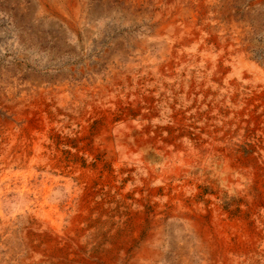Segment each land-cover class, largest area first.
I'll return each mask as SVG.
<instances>
[{
	"label": "rangeland",
	"instance_id": "rangeland-1",
	"mask_svg": "<svg viewBox=\"0 0 264 264\" xmlns=\"http://www.w3.org/2000/svg\"><path fill=\"white\" fill-rule=\"evenodd\" d=\"M84 2L85 17L80 23L74 20L71 2L69 7L66 3L64 11H58L47 0H0V158L44 156L66 167L82 165L99 174V179L105 172L110 188L107 191L111 190L109 201L101 211L96 204L93 218L81 222L82 234L68 237L67 241L73 242L69 247L55 245L56 241L44 235V228L33 227L24 216L22 207L28 198L22 194L21 184L25 177H37L36 185L51 183V196L59 197L66 192L64 181H58L60 186L52 183L60 178L59 173L48 170L42 177L40 172L44 170L36 168L34 172L29 167L0 170V264H93L91 260L98 264H264V76L227 85L217 72L202 82L200 68L205 64L192 56L166 71L157 94L133 90L134 95L129 86L122 84L121 91L113 89L110 95L102 94L105 99L97 95L98 91H85L78 97L77 89L92 87L98 80L109 85L112 68L134 71L146 53L158 59L161 50L152 31L160 21L153 14L148 18L151 0L141 1L139 7L129 0ZM208 12L218 24L234 21L246 28L247 60L251 66L264 69V0H216ZM144 37L150 40L147 51L136 52L131 43ZM192 79L196 81L191 87ZM39 87L46 89L45 94L40 95ZM178 196L184 197L189 207H196L201 225L215 240L212 246L192 232L183 214L172 213ZM76 240L80 248L73 246ZM118 243L120 250L115 249ZM105 252L110 260L102 262L99 255Z\"/></svg>",
	"mask_w": 264,
	"mask_h": 264
},
{
	"label": "bare ground",
	"instance_id": "bare-ground-1",
	"mask_svg": "<svg viewBox=\"0 0 264 264\" xmlns=\"http://www.w3.org/2000/svg\"><path fill=\"white\" fill-rule=\"evenodd\" d=\"M50 3L55 5L56 10L64 11V7L66 3H73V16L74 20L77 22L82 23L85 17V2L84 0H47ZM91 1V0H90ZM107 1V0H106ZM109 1V0H108ZM125 1V0H124ZM133 4V6H138L140 2L143 3L147 2V0H129ZM152 1V12L148 14V18L151 16H155L157 20H159V24L157 28H154L152 31L155 30L153 36L157 39L158 43L161 44L160 50V58H151L149 56V52L144 55L143 63L140 67H134L135 70L132 71L128 68L126 71L121 72L118 69H111L113 78L111 79L110 84L101 83L100 80L97 81L92 87H86L83 89H77L78 97H82L85 91L88 92H95L98 91L99 94L103 99V95H110L113 89L121 91L122 84L129 86L128 88L134 90L136 93L142 94H157L158 90L163 86V84H159L162 82V76L172 68L174 64L183 63L186 60L190 59L188 57L194 56L195 58H199L198 63L201 62L205 64L204 66L201 65V73L203 74V79L201 81H209V74L211 73H219L221 77V81H223L227 85H231V83L235 82L238 83L239 81L250 82L254 77V79H260L264 76V69H262L258 65H252L247 60L248 55L246 54V44L244 41V31L240 24L230 21L227 25L222 23L218 24L219 22L211 17V13H209V9L213 5L214 1L216 0H151ZM46 2V1H44ZM94 2V1H93ZM255 2V1H253ZM257 2V1H256ZM87 3V2H86ZM101 3V2H100ZM224 3V2H223ZM222 3V4H223ZM228 3V2H227ZM99 4V1H98ZM97 4V5H98ZM102 4V3H101ZM147 4V3H146ZM149 4V3H148ZM215 5V4H214ZM230 5V4H229ZM90 6V5H89ZM129 6V5H128ZM150 6V5H149ZM220 6V3H219ZM259 6V5H258ZM44 7V3H43ZM139 7V6H138ZM223 7V6H222ZM229 7V6H228ZM91 8V7H89ZM143 8V7H142ZM220 8V7H219ZM53 9V8H51ZM68 9V8H67ZM97 9V8H96ZM99 9V8H98ZM150 9V8H149ZM229 9V8H228ZM42 10V9H41ZM212 10V9H211ZM224 10V9H223ZM55 11V10H54ZM99 11V10H98ZM104 11V10H103ZM67 12V11H66ZM72 12V11H71ZM70 12V13H71ZM93 12V11H92ZM137 12V11H136ZM220 12V11H219ZM57 13V12H56ZM69 13V14H70ZM218 13V12H217ZM60 14V13H59ZM65 14V13H64ZM96 14V13H95ZM139 14V13H138ZM153 14V15H152ZM216 14V13H214ZM63 15V14H62ZM113 15V14H112ZM111 15V16H112ZM224 15V14H223ZM229 15V14H228ZM232 15V14H231ZM230 15V17H231ZM235 15V14H234ZM101 17V15H99ZM139 16V15H138ZM142 16V15H140ZM63 17H65L63 15ZM70 17V16H68ZM89 17V16H88ZM124 17V16H123ZM72 18V17H71ZM97 18V17H96ZM118 18V17H117ZM140 18V17H139ZM152 18V17H151ZM219 18V17H217ZM95 19V18H94ZM128 19V18H127ZM224 19V18H223ZM226 19V17H225ZM125 20V19H123ZM131 20V19H129ZM141 20V19H140ZM232 20V19H231ZM73 21V20H72ZM86 21V20H85ZM116 21V20H115ZM114 21V22H115ZM147 21V20H146ZM223 21V20H222ZM156 22V21H155ZM113 23V22H112ZM146 23V22H145ZM49 24V23H48ZM103 24V23H102ZM120 24V23H119ZM132 24V22H131ZM218 24V25H217ZM73 25V24H72ZM76 25V24H75ZM136 25V23H135ZM151 26V25H150ZM75 27V26H74ZM226 28H230V31H226ZM97 30V29H96ZM151 30V29H150ZM94 31V29H91ZM72 32V31H71ZM144 32V31H143ZM140 35V34H139ZM149 35V34H148ZM151 35V34H150ZM132 36V35H131ZM115 40V39H114ZM130 40V39H129ZM117 41V40H116ZM148 37H144L139 41L133 40L131 43L132 48L136 51H147V47L149 46ZM120 42V41H119ZM129 42V41H128ZM119 44V43H118ZM124 44V43H123ZM157 44V43H156ZM125 48V47H124ZM130 48V47H129ZM123 50V49H122ZM130 50V49H129ZM132 51V50H131ZM135 53V52H133ZM250 57V56H249ZM141 58V59H142ZM130 59V58H129ZM128 59V60H129ZM132 60V59H130ZM264 60V59H263ZM139 61V60H138ZM141 61V60H140ZM256 62V61H255ZM200 63V64H201ZM117 65V64H115ZM112 67V66H111ZM130 67V66H129ZM110 69V68H109ZM194 69V68H193ZM199 70V69H198ZM184 71V70H183ZM159 72V73H158ZM191 72V71H190ZM189 72V73H190ZM227 72V73H226ZM182 73V72H181ZM199 74V73H198ZM197 75V74H196ZM167 76V75H166ZM171 76V75H170ZM194 76V75H192ZM213 77V76H212ZM194 78V77H193ZM107 79V78H106ZM189 80V79H188ZM216 80V79H215ZM108 81V80H107ZM193 81V82H192ZM190 82V86L192 87V83H195L196 79H192ZM202 81V82H203ZM182 82V81H181ZM178 83V82H177ZM189 83V82H188ZM187 83V84H188ZM201 83V82H200ZM62 84V83H61ZM81 84V83H80ZM199 84V83H198ZM86 85V84H85ZM92 85V84H91ZM200 85V84H199ZM203 85V84H202ZM201 85V86H202ZM247 85V84H246ZM261 85V84H260ZM64 86V85H63ZM187 86V85H186ZM224 86V85H223ZM81 87V86H80ZM180 87V85H179ZM253 87V86H252ZM63 88V87H62ZM139 89L136 91L135 89ZM173 88V86H172ZM197 88V87H196ZM37 89V88H36ZM39 93L45 94V90L42 87H39ZM49 89V88H48ZM55 89V88H54ZM170 89V88H169ZM190 89V88H189ZM193 89V88H192ZM199 89V88H198ZM51 90V88H50ZM191 90V89H190ZM227 90V89H226ZM48 91V90H47ZM60 91V90H59ZM134 91L132 92L134 95ZM182 91V90H181ZM234 91V90H233ZM70 92V91H69ZM195 92V91H194ZM204 92V91H203ZM209 92V91H208ZM211 92V91H210ZM51 93V92H50ZM172 93V92H171ZM185 93V92H184ZM196 93V92H195ZM212 93V92H211ZM216 93V92H215ZM234 93V92H233ZM47 94V92H46ZM69 94V93H68ZM87 94V93H86ZM94 94V93H93ZM103 94V95H102ZM182 94V93H181ZM189 94V93H188ZM210 94V93H209ZM260 94V93H259ZM51 95V94H50ZM54 95V94H52ZM207 95V94H206ZM216 95V94H215ZM127 96V95H126ZM152 96V95H151ZM203 96V95H202ZM214 96V95H213ZM64 97V96H63ZM91 97V96H90ZM189 97V96H188ZM204 97V96H203ZM61 98V97H60ZM74 98V97H73ZM117 99V97H116ZM232 99V98H231ZM234 99V98H233ZM94 100V99H93ZM186 100V99H185ZM204 100V99H203ZM220 100V99H219ZM61 101V99H60ZM73 101V100H72ZM161 101V100H160ZM165 101V100H164ZM209 101V100H208ZM105 103V102H104ZM151 103V102H150ZM174 103V102H173ZM235 103V102H234ZM54 104V103H53ZM68 104V103H67ZM115 104V103H114ZM201 104V103H200ZM204 104V103H203ZM214 104V103H213ZM50 105V104H49ZM70 105V104H69ZM170 105V104H169ZM207 105V104H205ZM64 106V105H63ZM231 105H229L230 107ZM55 107V106H54ZM57 107V106H56ZM62 107V106H61ZM65 107V106H64ZM91 107V106H90ZM89 107V108H90ZM169 107V106H168ZM34 108V107H33ZM72 108V107H71ZM216 108V107H215ZM61 109V108H60ZM93 109V108H91ZM231 109V108H230ZM24 110V109H23ZM56 110V109H55ZM58 110V109H57ZM83 110V109H82ZM106 110V109H105ZM15 111V110H14ZM93 111V110H92ZM29 112V111H28ZM27 112V113H28ZM32 112V111H31ZM81 112V111H80ZM30 113V112H29ZM57 113V112H56ZM25 114V113H24ZM59 114V113H58ZM61 114V113H60ZM63 115V114H62ZM71 115V114H70ZM57 116V115H56ZM24 117V116H22ZM47 118V117H46ZM70 118V117H69ZM72 118V117H71ZM32 119V118H31ZM45 119V118H44ZM77 120V119H76ZM79 120V119H78ZM73 122V121H72ZM77 122V121H76ZM75 122V123H76ZM28 127V126H27ZM42 127V125L40 126ZM40 127L37 129H40ZM48 127V126H47ZM20 129V128H19ZM26 129V128H25ZM28 129V128H27ZM11 130V129H10ZM34 130V129H33ZM43 130V128H42ZM28 131V130H27ZM15 132V131H14ZM36 132V131H35ZM45 133V131H43ZM21 133V132H20ZM23 133V132H22ZM30 133V130H29ZM24 135V134H23ZM28 136V135H27ZM26 136V137H27ZM22 137V136H20ZM38 144V143H37ZM40 144V143H39ZM36 144H34L35 147ZM38 146V145H37ZM43 146V145H42ZM9 147V146H8ZM7 147V148H8ZM41 147V145H40ZM47 148V146L45 145ZM13 148V147H12ZM26 148V147H25ZM28 148V147H27ZM32 148V147H31ZM39 148V147H38ZM42 148V147H41ZM21 149V148H20ZM44 149V148H43ZM6 150V149H5ZM4 150V152H5ZM11 150V148H10ZM25 150V149H24ZM27 150V149H26ZM29 150V149H28ZM16 151H18L16 149ZM15 151V152H16ZM21 151V150H19ZM36 151V150H35ZM26 152V151H25ZM14 154V152H12ZM11 153V154H12ZM23 153V152H22ZM21 153V155H22ZM28 153V151H27ZM26 153V154H27ZM34 153V152H33ZM48 153V152H47ZM46 153V154H47ZM12 154V155H13ZM42 154V152H41ZM19 155V154H18ZM28 155V154H27ZM26 155V156H27ZM37 155V154H36ZM8 156V155H6ZM16 155L12 156L15 157ZM34 156V155H33ZM32 156V157H33ZM42 156V155H41ZM39 156V157H41ZM47 156V155H45ZM44 157V156H42ZM0 158V170L4 172V170L10 171L14 168H27L29 167L31 172H34L32 169H41L44 170L40 172L41 176H45V172L50 170V172L59 173V179L57 178L54 182V186H58V181H64V189L65 195L61 194L58 197L51 196L52 184L50 183L48 186L45 185L44 187H40L41 183L37 185L34 183L36 182V178L23 179L22 186V194H24L28 199L25 202V205L22 207V212L24 216H28L30 221L32 222V226L35 228H44V235L48 237L52 242L56 241L55 245H62L63 247H69V244L73 242L67 241L68 237L72 238L71 236L77 233L80 235L82 234L83 230L81 229V222L86 221L88 217L93 218V213H95L96 204H98L99 209L102 210L107 203L108 194L110 191H107L109 187H107L106 182V173L102 175L103 179H99L100 176L97 173L89 172L88 168H82L79 164L75 165L70 164L66 167L64 163H57L56 161L52 160L51 158ZM50 157V155H49ZM65 160V159H64ZM77 160V159H76ZM62 161V160H61ZM69 161V160H68ZM80 161V160H79ZM89 161V160H88ZM67 163V162H66ZM85 164V163H84ZM85 166V165H84ZM94 167V166H93ZM92 168V167H91ZM131 168V167H130ZM94 169V168H93ZM119 169V168H118ZM132 169V168H131ZM26 170V169H25ZM114 170V169H113ZM133 170V169H132ZM36 171V170H35ZM123 171V170H122ZM121 170L120 172L123 173ZM11 172V171H10ZM130 172V171H129ZM26 173V171H25ZM30 173V172H29ZM38 173V172H37ZM94 173V174H93ZM109 173V172H108ZM127 173V172H126ZM14 174V173H13ZM35 174V173H34ZM33 174V175H34ZM129 174V173H128ZM9 175V173H8ZM15 175V174H14ZM20 175V174H19ZM22 175V174H21ZM31 175V176H33ZM120 175V174H119ZM7 176V175H6ZM5 176V177H6ZM18 175H15L17 177ZM25 176V175H24ZM23 176V177H24ZM30 176V177H31ZM50 176V175H49ZM98 176V177H97ZM110 176V175H109ZM13 177V176H12ZM13 177L15 180L18 178ZM101 177V176H100ZM111 177V176H110ZM4 178V177H3ZM33 178V177H32ZM45 178V177H44ZM116 178V177H115ZM1 179V178H0ZM21 179V178H20ZM53 179V178H52ZM112 179V178H111ZM120 179V178H119ZM124 179V177H123ZM130 179H133L132 177ZM142 179V178H141ZM13 181V180H12ZM20 181V180H19ZM114 181V180H113ZM4 182V181H3ZM42 182V181H41ZM95 182V183H94ZM187 182V181H186ZM111 181L109 182V184ZM113 184V183H112ZM189 184V183H188ZM16 185V183H15ZM117 185V184H116ZM115 185V186H116ZM120 185V184H119ZM126 185V184H125ZM10 186V185H9ZM60 186V185H59ZM185 186V185H184ZM194 186V185H193ZM1 187V186H0ZM15 187V186H14ZM17 187V186H16ZM111 187V186H110ZM114 187V186H113ZM158 187V186H157ZM160 187V186H159ZM189 187V185H188ZM123 188V185H122ZM131 188V187H130ZM142 188V186H141ZM167 188V187H166ZM165 188V189H166ZM12 189V187H11ZM10 189V190H11ZM110 189V188H109ZM117 189V187H116ZM115 189V190H116ZM125 189V187H124ZM132 189V188H131ZM157 189V188H156ZM172 189V188H171ZM6 190V189H5ZM118 190V189H117ZM135 190V189H134ZM141 190V189H140ZM149 190V189H148ZM175 190V189H173ZM2 191V188H1ZM19 191V190H18ZM54 191V190H53ZM128 191V190H127ZM133 191V190H132ZM130 192V194L132 193ZM154 191V189H153ZM186 191V190H185ZM7 192V191H6ZM63 192V191H62ZM120 192V191H119ZM152 192V191H151ZM173 192V191H172ZM181 191L179 190L178 194ZM5 193V191H4ZM19 193V192H18ZM115 193V192H114ZM118 193V191H117ZM122 193V192H121ZM134 193V192H133ZM148 193V192H147ZM174 193V192H173ZM176 193V192H175ZM12 194V192H11ZM113 194V193H112ZM119 194V193H118ZM135 194V193H134ZM170 194V193H169ZM190 194V193H189ZM9 195V194H7ZM154 195V193H153ZM113 196V195H112ZM115 196V195H114ZM152 196V194L150 195ZM160 196V195H159ZM171 196V195H170ZM195 196V195H194ZM10 197V196H9ZM141 197V196H140ZM153 197V196H152ZM189 197V196H188ZM196 197V196H195ZM18 197H16L17 199ZM144 198V197H143ZM150 198V197H149ZM176 198V197H175ZM173 197V199H175ZM197 198V197H196ZM147 199V198H146ZM184 197L178 196L172 205L171 211L174 214H183L185 217V222L194 231L197 232L199 235L202 236V239L206 241L209 246H212L215 242L213 236L210 235L201 225V221L199 217L196 215L195 208L189 207L184 202ZM194 199V198H193ZM11 200V199H10ZM129 200V199H128ZM132 200V199H131ZM130 200V201H131ZM188 200V199H187ZM6 201V200H3ZM9 201V199H8ZM119 201V200H118ZM127 201V200H126ZM141 201V200H140ZM147 201V200H146ZM172 201V197H171ZM194 201V200H193ZM23 202V203H24ZM115 202V201H114ZM121 202V201H120ZM129 202V201H128ZM196 202V201H195ZM204 202V199H203ZM137 203V202H136ZM213 203V202H212ZM3 204V203H2ZM19 204V203H18ZM116 204V203H115ZM135 204V203H134ZM154 204V203H153ZM158 204V203H157ZM156 204V205H157ZM107 205V204H106ZM137 205V204H136ZM145 205V204H144ZM155 205V206H156ZM163 205V204H161ZM166 205V204H164ZM170 205V204H168ZM211 205V204H210ZM3 206V205H1ZM0 206V207H1ZM121 206V205H120ZM152 206V205H151ZM10 207V206H9ZM71 209V214L69 218H67L69 209ZM107 207V206H106ZM113 207V206H112ZM159 207V206H157ZM163 207V206H162ZM161 207V208H162ZM205 207V206H204ZM12 208V207H11ZM114 208V207H113ZM117 209V208H116ZM133 209V208H132ZM109 210V209H107ZM111 210V209H110ZM128 210V209H127ZM142 210V207L141 209ZM157 211V209H155ZM159 210V208H158ZM169 210V209H168ZM208 210V209H207ZM2 211V210H1ZM21 211V210H19ZM113 211V210H112ZM125 211V210H124ZM154 211V210H153ZM166 211V210H165ZM211 211V210H210ZM133 212V211H132ZM208 212V211H207ZM3 213V211H2ZM17 213V212H15ZM130 213V212H129ZM135 213V212H134ZM140 213V212H139ZM142 213V212H141ZM145 213V212H144ZM143 213V214H144ZM159 213V212H158ZM168 213V212H167ZM166 213V214H167ZM210 213V212H209ZM4 214V213H3ZM12 214V213H10ZM9 214V215H10ZM96 214V213H95ZM126 214V213H125ZM154 214V213H153ZM161 214V213H160ZM169 214V213H168ZM8 215V216H9ZM109 215V214H108ZM120 215V213H119ZM128 215V214H127ZM137 215V213H136ZM135 215V216H136ZM158 215V214H157ZM215 215V214H214ZM5 216V214H4ZM134 216V217H135ZM139 216V214H138ZM154 216V215H153ZM182 216V215H181ZM207 216V215H206ZM210 216V215H209ZM65 217L69 219L68 225L65 227L64 220ZM137 217V216H136ZM178 217V216H177ZM226 217V215H225ZM224 217V219H225ZM4 218V217H3ZM12 218V216H11ZM115 218V217H114ZM123 218V217H122ZM121 218V219H122ZM129 218V217H128ZM131 218V217H130ZM231 218V217H230ZM7 219V218H6ZM27 219V218H26ZM178 219V218H177ZM220 219V217H219ZM3 220V219H2ZM90 220V219H89ZM104 220V219H103ZM106 220V219H105ZM108 220V219H107ZM135 220V219H134ZM151 220V219H150ZM184 220V219H182ZM181 220V222H182ZM27 221V220H26ZM29 221V222H30ZM109 221V220H108ZM114 221V220H113ZM143 221V220H142ZM2 222V221H1ZM110 222V221H109ZM119 222V221H118ZM132 222V221H131ZM210 222V221H209ZM99 223V222H98ZM115 223V222H114ZM117 223V222H116ZM121 223V222H120ZM125 223V222H124ZM226 223V222H223ZM228 223V222H227ZM88 224V223H87ZM110 224V223H109ZM123 224V223H122ZM139 224V223H138ZM141 224V223H140ZM154 224V223H153ZM184 224V222H183ZM210 224V223H209ZM219 224V223H218ZM230 224V223H229ZM241 224V223H240ZM2 225V224H1ZM12 225V224H11ZM10 225V226H11ZM29 225V224H28ZM120 225V224H119ZM131 226V224H129ZM128 225V226H129ZM142 225V224H141ZM144 225V224H143ZM147 225V224H146ZM217 225V224H216ZM231 225V224H230ZM4 226V224H3ZM15 226V225H14ZM17 226V225H16ZM88 226V225H87ZM102 226V225H101ZM118 226V225H116ZM124 226V225H123ZM126 226V225H125ZM156 226V225H155ZM227 226V225H226ZM94 227V226H93ZM99 227V226H98ZM153 227V226H152ZM151 227V228H152ZM30 228V227H29ZM106 228V227H105ZM118 228V227H117ZM135 228V226H134ZM148 228V227H147ZM146 228V229H147ZM156 228V227H155ZM213 228V227H212ZM10 229V228H9ZM98 229V228H96ZM189 229V228H188ZM221 229V228H220ZM250 229V228H249ZM7 230V229H6ZM16 230V229H15ZM22 230V229H21ZM20 230V231H21ZM62 230V231H61ZM89 230V229H88ZM113 230V229H112ZM181 230V229H180ZM218 230V229H217ZM224 230V229H223ZM240 230V229H239ZM246 230V229H244ZM2 231V230H1ZM4 231V230H3ZM25 231V229H24ZM110 231V230H109ZM121 231V230H120ZM131 231V230H130ZM188 231V230H187ZM216 231V230H215ZM215 231H213L215 233ZM219 231V230H218ZM22 232V231H21ZM97 231H95L96 233ZM134 232V230H133ZM141 232V231H140ZM157 232V231H156ZM155 232V233H156ZM162 232V231H161ZM217 232V231H216ZM2 233V232H1ZM4 233V232H3ZM6 233V232H5ZM8 233V232H7ZM28 233V231H27ZM57 233V234H56ZM100 233V232H99ZM112 233V232H111ZM115 233V232H114ZM136 233V232H134ZM160 233V232H158ZM251 233V232H250ZM37 234V233H36ZM42 234V233H41ZM56 234V235H55ZM62 235V238L60 237ZM89 234V233H88ZM87 234V235H88ZM94 234V233H93ZM105 234V233H104ZM132 234V233H131ZM154 234V233H153ZM182 234V233H181ZM196 234V233H195ZM223 234V233H222ZM235 234V233H234ZM31 235V234H30ZM27 235V236H30ZM98 235V234H97ZM116 235V233L114 234ZM113 235V236H114ZM128 235V234H127ZM135 235V234H134ZM162 235V234H161ZM166 235V234H165ZM172 235V234H171ZM176 235V234H175ZM258 235V234H257ZM12 236V235H11ZM25 236V235H24ZM92 236V235H91ZM107 236V235H106ZM164 236V235H163ZM179 236V235H178ZM194 236V235H193ZM198 236V235H197ZM225 236V235H224ZM227 236V235H226ZM259 236V235H258ZM14 237V236H13ZM16 237V236H15ZM66 237V239H64ZM93 237V236H92ZM98 237V236H97ZM96 237V238H97ZM122 237V236H121ZM131 237V235H130ZM134 237V236H133ZM200 237V236H199ZM217 237H219L217 235ZM256 237V236H255ZM17 238V237H16ZM15 238V239H16ZM33 238V237H32ZM77 238V237H76ZM75 238V239H76ZM100 238V237H99ZM124 238V237H123ZM140 238V237H139ZM194 238V237H193ZM192 238V239H193ZM220 238V237H219ZM228 239V237H226ZM257 238V237H256ZM260 238V237H259ZM5 239V237H3ZM10 239V238H9ZM26 239V238H25ZM36 239V237H35ZM43 239V237H42ZM93 239V238H92ZM105 239V238H104ZM108 239V238H107ZM114 239V238H113ZM162 239V238H161ZM167 239V238H166ZM165 239V241H166ZM258 239V238H257ZM2 240V239H1ZM6 240V239H5ZM30 240V239H29ZM49 240V242H50ZM79 240V239H78ZM76 240L75 248H80L81 246ZM85 240V239H84ZM109 240V239H108ZM107 240V241H108ZM135 240V239H134ZM143 240V239H142ZM187 240V239H186ZM221 240V239H220ZM245 240V239H244ZM252 240V239H251ZM23 241V240H22ZM88 241V240H87ZM137 241V240H136ZM140 241V240H139ZM144 241V240H143ZM151 241V240H150ZM158 241V240H157ZM156 241V242H157ZM226 241V240H225ZM239 241V240H237ZM261 241V240H260ZM1 242V241H0ZM17 242V241H15ZM26 242V241H25ZM39 242V241H38ZM45 242V240L43 241ZM42 242V243H43ZM85 242V241H84ZM92 242V241H91ZM101 242V241H100ZM111 242V240L109 241ZM116 242V241H115ZM160 242V241H158ZM24 243V242H23ZM31 243V242H30ZM59 243V244H58ZM97 243V242H96ZM144 243V242H143ZM152 243V242H151ZM163 243V242H162ZM199 243V242H198ZM222 243V242H221ZM20 244V243H19ZM39 244V243H38ZM52 244V243H51ZM91 244V243H90ZM99 243H97L98 245ZM114 244V243H113ZM119 244V243H118ZM127 244V242H126ZM125 244V246H126ZM135 244V243H134ZM140 244V243H138ZM156 244V243H155ZM161 244V242H160ZM239 244V243H238ZM260 244V243H259ZM50 245V244H49ZM83 245V244H82ZM86 245V244H85ZM96 245V246H97ZM110 245V244H109ZM124 245V244H123ZM128 245V244H127ZM130 245V243H129ZM141 245V244H140ZM143 245V244H142ZM141 245V246H142ZM221 245V244H220ZM240 245V244H239ZM23 246V245H22ZM44 246V245H43ZM52 246V245H51ZM61 246V247H62ZM95 246V245H94ZM100 246V245H99ZM102 246V245H101ZM154 246V245H153ZM161 246V245H159ZM198 246V245H197ZM208 246V248H209ZM231 246V245H230ZM238 246V245H237ZM250 246V245H248ZM33 247V246H32ZM48 247V246H46ZM45 247V248H46ZM59 247V246H58ZM71 247V248H74ZM87 247V246H86ZM85 247V248H86ZM98 247V246H97ZM122 247V246H121ZM120 244L115 246L116 250H120ZM138 247V246H136ZM163 247V246H162ZM20 248V247H19ZM31 248V247H30ZM50 248V246H49ZM84 248V247H82ZM94 248V247H93ZM92 248V249H93ZM103 248V247H102ZM130 248V247H129ZM132 248V246H131ZM231 248V247H230ZM234 248V247H232ZM259 248V247H258ZM25 249V248H24ZM29 249V247H28ZM36 249V248H35ZM106 249V248H105ZM110 249V248H109ZM108 249V250H109ZM133 249V248H132ZM140 249V248H139ZM237 249V247H236ZM253 249V247H252ZM262 249V248H261ZM16 250V249H15ZM14 250V251H15ZM52 250V249H51ZM57 250V249H56ZM113 249H110V251ZM122 250V249H121ZM127 250V249H126ZM149 250V249H147ZM154 250V249H153ZM151 250V251H153ZM247 250V248H246ZM23 251V250H22ZM25 251V250H24ZM29 251V250H28ZM36 251V250H35ZM43 251V249H42ZM41 251V252H42ZM48 251V250H47ZM50 251V250H49ZM55 251V250H54ZM58 251V250H57ZM73 252V249L71 250ZM82 251V250H81ZM92 251V250H91ZM97 251V249H96ZM103 251V250H102ZM137 251V250H136ZM142 251V249H141ZM140 251V252H141ZM160 251V250H159ZM163 251V250H161ZM192 251V250H190ZM195 251V250H194ZM204 251V250H203ZM236 251V250H235ZM239 251V250H238ZM242 251V250H241ZM30 252V251H29ZM34 252V251H33ZM51 252V251H50ZM56 252V251H55ZM61 252H66L65 249H61ZM59 252V254L61 253ZM68 252V251H67ZM77 252V251H76ZM99 252V250H98ZM212 252V250H211ZM215 252V251H213ZM231 252V251H230ZM255 252V251H254ZM36 253H38L36 251ZM34 253V254H36ZM44 253V252H43ZM79 254V252H77ZM85 253V252H84ZM91 253V252H90ZM93 253V252H92ZM97 253V252H96ZM106 253V252H105ZM145 253V250H144ZM157 253V252H156ZM227 253V252H226ZM229 253V251H228ZM264 253V252H263ZM28 254V253H27ZM53 254V253H52ZM65 254V253H64ZM68 254V253H67ZM76 254V253H75ZM81 254V253H80ZM83 254V253H82ZM81 254V255H82ZM110 254V253H109ZM115 254V253H114ZM126 255V252L124 253ZM134 254V253H133ZM132 254V255H133ZM152 254V253H151ZM210 254V253H209ZM216 254V253H215ZM231 254V253H229ZM242 254V253H241ZM32 255V254H31ZM30 255V256H31ZM44 255V254H43ZM47 255V254H46ZM72 255V254H71ZM71 255H69L71 257ZM149 255V254H148ZM158 255V254H155ZM198 255V254H197ZM212 255V254H211ZM214 255V254H213ZM223 255V254H222ZM26 256V254H25ZM29 256V257H30ZM55 256V255H54ZM60 256V255H56ZM66 256V255H65ZM68 256V257H69ZM83 256V255H82ZM100 260L104 262L108 258V254H100ZM218 256V255H217ZM237 256V255H236ZM239 256V255H238ZM28 257V256H27ZM61 257V256H60ZM88 257V256H87ZM114 257V256H113ZM112 257V258H113ZM118 257V256H117ZM122 257V256H121ZM119 257V259L121 258ZM137 257V255H136ZM148 257V256H147ZM203 257V256H202ZM26 258V257H25ZM107 258V259H106ZM111 258V257H110ZM130 258V256H129ZM227 258V257H225ZM71 259V258H70ZM73 259V258H72ZM93 259V258H92ZM98 259V258H97ZM150 259V256H149ZM184 259V258H183ZM212 259V258H211ZM44 260V259H42ZM51 259H48V261ZM87 260V259H86ZM91 260V259H90ZM88 260V261H90ZM110 260V259H108ZM116 260V259H115ZM155 260V259H154ZM191 260V259H190ZM205 260V259H204ZM215 260V258H214ZM59 261V260H58ZM75 261V260H74ZM73 261V262H74ZM83 261V260H82ZM95 261V260H94ZM126 261V260H125ZM185 261V260H184ZM256 261V260H255ZM44 262V261H43ZM62 262V261H61ZM71 262V261H70ZM76 262V261H75ZM86 262V261H85ZM93 264H98L96 262L90 261ZM118 262V261H117ZM223 262V260H222ZM63 263V262H62ZM66 262H64L65 264ZM134 263V262H133ZM185 263V262H184ZM42 264V263H41ZM49 264V263H48ZM52 264V263H51ZM81 264V263H80ZM103 264V263H102ZM107 264V263H106ZM118 264V263H117ZM123 264V263H122ZM154 264V263H153ZM189 264V263H187ZM213 264V263H212ZM216 264V263H215Z\"/></svg>",
	"mask_w": 264,
	"mask_h": 264
}]
</instances>
